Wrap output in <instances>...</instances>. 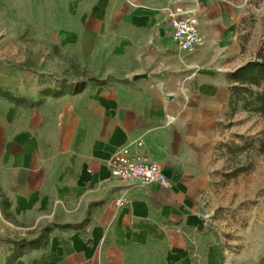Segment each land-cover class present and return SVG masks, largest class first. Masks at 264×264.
I'll use <instances>...</instances> for the list:
<instances>
[{
	"label": "crops",
	"instance_id": "0c3cea01",
	"mask_svg": "<svg viewBox=\"0 0 264 264\" xmlns=\"http://www.w3.org/2000/svg\"><path fill=\"white\" fill-rule=\"evenodd\" d=\"M244 1L70 4L81 11L48 50L49 70L1 86L15 99L0 96V196L17 219L37 225L64 213L79 223L4 264L226 260L223 245L208 242L204 206L215 157L201 143L208 106L225 117L230 76L247 63ZM173 6L199 19L201 43L192 52L173 40L165 16ZM123 146L159 162L172 188L112 178L108 162Z\"/></svg>",
	"mask_w": 264,
	"mask_h": 264
},
{
	"label": "rangeland",
	"instance_id": "374dc122",
	"mask_svg": "<svg viewBox=\"0 0 264 264\" xmlns=\"http://www.w3.org/2000/svg\"><path fill=\"white\" fill-rule=\"evenodd\" d=\"M73 1L78 0H0V88L31 83L37 73L49 70L48 50L54 51L58 35L72 30L81 11L80 3L71 7ZM242 10V50L249 62L264 54V0H246ZM75 13L77 17L71 15ZM263 88L261 83L251 90ZM242 104L236 109L229 104L225 117L209 105L207 139L201 143L210 152L214 149L204 208L210 221L208 242L221 243L226 253L222 264H257L264 257V117ZM8 209L0 196V264L15 246L2 238L34 239L42 234L45 244L53 233L79 223L63 213L35 225L31 219H17ZM198 264H206L204 258Z\"/></svg>",
	"mask_w": 264,
	"mask_h": 264
},
{
	"label": "built area",
	"instance_id": "2783aa9c",
	"mask_svg": "<svg viewBox=\"0 0 264 264\" xmlns=\"http://www.w3.org/2000/svg\"><path fill=\"white\" fill-rule=\"evenodd\" d=\"M165 16L177 47L188 52L196 50L201 43L199 19L196 14L181 6H173L165 9ZM141 145L142 141H138L137 146ZM108 164L112 178L163 189L173 186L159 162L133 152L129 146L118 149ZM126 202L125 197L116 200L117 205H124Z\"/></svg>",
	"mask_w": 264,
	"mask_h": 264
},
{
	"label": "trees",
	"instance_id": "16d2710c",
	"mask_svg": "<svg viewBox=\"0 0 264 264\" xmlns=\"http://www.w3.org/2000/svg\"><path fill=\"white\" fill-rule=\"evenodd\" d=\"M231 88L229 104L233 109H236L238 103L242 102L244 109L258 112L264 117V88L260 92H253L252 86H259L264 83V54L259 59L249 61L246 64L236 69L230 76ZM0 96H5L11 100L15 98L8 92L0 88ZM264 152V143L261 146ZM7 204L6 202H4ZM42 234L34 239L20 237L18 240L11 237H4V240L14 241L12 255L9 257V262L15 260L22 255L26 250L36 248L42 243ZM264 264V257L257 263Z\"/></svg>",
	"mask_w": 264,
	"mask_h": 264
},
{
	"label": "water",
	"instance_id": "95a60500",
	"mask_svg": "<svg viewBox=\"0 0 264 264\" xmlns=\"http://www.w3.org/2000/svg\"><path fill=\"white\" fill-rule=\"evenodd\" d=\"M238 68H239V67H238ZM238 68H236V69H238ZM236 69H235V70H236ZM235 70H234V71H235Z\"/></svg>",
	"mask_w": 264,
	"mask_h": 264
}]
</instances>
